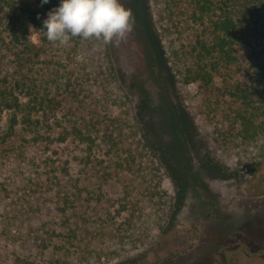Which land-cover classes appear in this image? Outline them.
I'll return each mask as SVG.
<instances>
[{
	"label": "trees",
	"instance_id": "obj_1",
	"mask_svg": "<svg viewBox=\"0 0 264 264\" xmlns=\"http://www.w3.org/2000/svg\"><path fill=\"white\" fill-rule=\"evenodd\" d=\"M187 3L192 18L202 21L208 33L187 47L171 46L165 61L171 63L179 82H200L207 90L222 63L246 75L236 86H229L234 102L215 132H205L202 140L223 172L242 164L249 175L246 192L264 195V120L260 121L258 114L264 113V32L258 31L263 42L260 60L245 73L236 35L242 20L228 2L220 6L215 0ZM67 13L74 23L63 28L64 35L57 38L55 20L26 7L23 0H0V112H13L10 124L0 125V158L14 151L5 145L19 128L28 133L29 143L71 141L82 153L74 157L81 178L73 181L70 166L56 173L49 170L56 182L48 192L59 197L49 214L47 202L35 199L37 192H26L32 213L42 220L36 226L20 222L13 234L15 242L33 244L37 255H48L54 264H73L79 257L97 262L113 253V242L119 246L115 248L118 255L137 251L153 235V226L165 234L172 230L165 226L175 222L178 201L183 199L181 193L174 203L162 187L165 170L178 181L170 161L179 155L180 143H157L128 92L118 95L110 89L118 84V71L106 23L84 2ZM166 20L174 24L171 13ZM73 29L77 30L73 34L75 48L81 51L88 43L93 48L96 42L102 43V48L83 58L79 70L84 72L75 71V67L63 73L62 64L50 52L64 48ZM34 31L37 42L32 38ZM44 69L45 76L35 74ZM93 96V105H89L87 99ZM42 166L51 167L47 161ZM91 177L95 183L88 180ZM114 184L119 186L117 197L108 189ZM27 248L14 251V264H40Z\"/></svg>",
	"mask_w": 264,
	"mask_h": 264
},
{
	"label": "rangeland",
	"instance_id": "obj_2",
	"mask_svg": "<svg viewBox=\"0 0 264 264\" xmlns=\"http://www.w3.org/2000/svg\"><path fill=\"white\" fill-rule=\"evenodd\" d=\"M215 1L219 6L228 2L229 8L242 20L236 35L240 43V62L244 72L248 73L251 64L260 60L258 52L263 42L258 31L264 32V0ZM23 2L34 12L55 20L58 24L57 38L64 35L63 28L74 23L68 11L80 2L91 7L100 21L107 25L117 66L118 84L110 89L114 88L118 95L123 90L128 92L135 110L149 122V134L157 143L169 145L179 142L181 146L179 155L170 161L178 181L166 170L162 181V187L174 203L181 193L183 196L178 201L175 222L165 226L172 230L165 234L155 225L152 227L153 235L138 248V252L124 254L121 251L122 255H118L115 250L119 246L113 242L111 255L97 262L79 257L73 264H264V195L251 196L246 192L249 175L242 164L236 169L232 165L231 169L223 172L202 140V134L215 132V128L220 126L234 102L229 95V86H236L245 74L241 75L236 67L227 68L222 63L207 90L200 82H179L171 63L165 61L171 46L187 47L197 37L208 33L202 21L192 18L191 7L185 4L187 0L185 3L177 0ZM169 13L174 18L172 25L166 20ZM168 24L171 27L168 28ZM75 32L77 30L73 29L68 35L70 41L64 48H54L50 52V56L54 55V59L62 64L63 73L75 67V71H82L79 69L84 66L83 58L102 48V43L96 42L93 48L88 43L80 51V48L74 47ZM32 38L38 41L37 31L33 32ZM38 72L41 74H35L45 76L47 69ZM50 73L48 71V76ZM94 100L93 96L87 102L93 105L91 102ZM258 114L259 120H264L262 110ZM12 115L10 110L0 112V125H9ZM261 140L264 143L263 135ZM5 146H11L14 151L0 158V264H14V251L25 246L28 247L27 253L40 264H54L48 255L44 258L37 255L33 244H23L21 240L15 242L13 234L20 222L36 226L42 220L32 213L26 192H37L35 199L39 203L47 202L49 214L59 199L56 192H48L52 182H56L49 170L53 169L56 173L62 167L70 166L73 181L81 178L80 166L74 157L82 153L71 141L39 145L29 143V135L23 128H19ZM54 150H58L59 154ZM43 160L51 167L44 169ZM67 160L69 163H66ZM88 180L96 181L93 177ZM108 189L117 197L118 184L108 186ZM79 212L83 211L79 209ZM138 258L142 259L141 262L137 261ZM246 260L249 262L246 263Z\"/></svg>",
	"mask_w": 264,
	"mask_h": 264
},
{
	"label": "flooded vegetation",
	"instance_id": "obj_3",
	"mask_svg": "<svg viewBox=\"0 0 264 264\" xmlns=\"http://www.w3.org/2000/svg\"><path fill=\"white\" fill-rule=\"evenodd\" d=\"M249 262V260H246V263ZM233 264H238L237 262H233Z\"/></svg>",
	"mask_w": 264,
	"mask_h": 264
}]
</instances>
